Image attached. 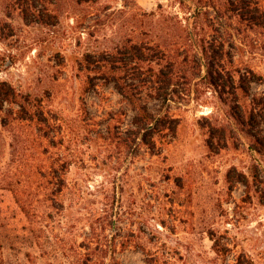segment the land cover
<instances>
[{
    "label": "rangeland",
    "instance_id": "374dc122",
    "mask_svg": "<svg viewBox=\"0 0 264 264\" xmlns=\"http://www.w3.org/2000/svg\"><path fill=\"white\" fill-rule=\"evenodd\" d=\"M250 1L264 9V0ZM20 4L0 0V79L44 95L54 110L76 122L74 134L79 127L86 133L73 135L78 145L73 146L71 191L50 217L30 221L9 192H0L2 264H69L85 253L80 245L98 241L114 242L111 254L120 264H237L239 258L264 264V192L247 195L243 184L231 187L226 181L228 174L239 178L255 168L264 178V154L253 150L249 138L239 137L232 97L222 99L210 89L204 70L195 69L190 85H177L172 100L148 104L155 116L167 112L178 123L174 134L154 135L155 147L133 141L136 114L114 85L97 81L94 90L83 93L82 54L112 40L118 28L126 34L134 13H159L160 6L166 15L180 13L174 0L97 5L34 0L28 14ZM116 10L124 13L113 14ZM211 14L218 30L210 39L224 42L231 58L220 63L224 72H254L260 80L250 83V93L264 96V29L244 27L233 13L224 17L217 8ZM104 20L111 22L103 26ZM213 125L231 134L233 142L225 148L210 142ZM93 130L102 136L87 134ZM109 130L118 135L115 141L109 140ZM8 160L9 148L0 140V168Z\"/></svg>",
    "mask_w": 264,
    "mask_h": 264
},
{
    "label": "trees",
    "instance_id": "16d2710c",
    "mask_svg": "<svg viewBox=\"0 0 264 264\" xmlns=\"http://www.w3.org/2000/svg\"><path fill=\"white\" fill-rule=\"evenodd\" d=\"M18 1L21 12L30 13L34 0ZM218 1L216 6L213 0H174L180 8V13L175 15H166L161 6L159 13H134L126 34L116 27L112 40L82 54L78 66L84 77L83 93L94 90L97 81H103L105 86L114 85L136 114L133 141L141 140L143 145L155 147L158 141L155 134L176 132L177 119L167 112L155 116L148 104L155 100H172L173 89L181 82L190 85L195 79V69L199 68L205 71L202 79L220 98L227 94L232 97V116L241 128L239 137L249 138L255 146L253 150L264 154V96L250 93V83L260 80V76L257 78L252 71H247L248 75L224 72L220 63L226 56L231 62L225 43L210 39L218 30L212 10L217 8L224 12V17L227 12L233 13L244 27L264 29V9L258 2L250 0ZM101 2L78 0L79 4ZM108 9L105 5V10ZM123 13L120 10L113 12L116 15ZM108 22L111 21L104 20L102 25H109ZM82 103L88 116L84 100ZM72 125L76 127V122L72 123L54 110L44 95L18 89L11 82L0 79V140L9 148V160L0 168V192H9L30 221L32 216L39 217L40 221L50 217L58 205H64L65 193L71 191L69 174L76 163L73 146L78 145V139L74 140L73 135L79 137L80 133H86L85 128L79 127L78 134H74ZM209 129L210 142H216L218 146L223 144V148L233 142L232 135H226L217 125ZM87 134L100 135L96 130ZM108 134H111L110 141H115L118 136L110 130ZM210 142L207 146L211 149ZM226 181L231 187L234 183L243 184L247 195L264 192V178L257 168L252 169L250 175L242 173L239 178L228 174ZM95 225V222L91 224L93 232L97 230ZM38 226L42 227V224ZM105 231L106 226H102L101 232ZM211 239L218 255L225 259L224 248L219 241ZM112 247V241L82 244L79 249H84L85 253H79L69 264H120L115 259V252L111 254ZM237 264L255 263L239 258Z\"/></svg>",
    "mask_w": 264,
    "mask_h": 264
}]
</instances>
